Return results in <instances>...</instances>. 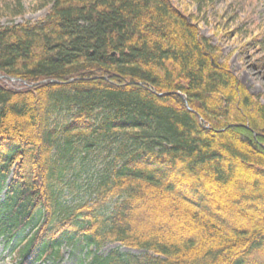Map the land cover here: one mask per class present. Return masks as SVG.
Masks as SVG:
<instances>
[{"label":"trees","instance_id":"16d2710c","mask_svg":"<svg viewBox=\"0 0 264 264\" xmlns=\"http://www.w3.org/2000/svg\"><path fill=\"white\" fill-rule=\"evenodd\" d=\"M192 2L49 0L42 21L0 27V239L15 264L65 245L79 264H264V100L202 34L209 1ZM102 147L98 199L67 205L77 158ZM111 242L145 252H102Z\"/></svg>","mask_w":264,"mask_h":264},{"label":"rangeland","instance_id":"374dc122","mask_svg":"<svg viewBox=\"0 0 264 264\" xmlns=\"http://www.w3.org/2000/svg\"><path fill=\"white\" fill-rule=\"evenodd\" d=\"M208 1L209 5L202 8L198 16L202 34L222 48L224 57H229L232 70L253 94L264 100L261 96L264 93V61L260 59L264 55V43L249 41L250 37L261 33L264 27V0ZM188 2L191 3V0ZM193 2V7L197 9L199 3ZM50 7L49 0H0V27L12 23L40 22L49 14ZM261 38L264 36L261 35L259 39ZM9 83L15 84L13 81ZM107 152L102 147L90 151L85 158H77L75 172H71L67 178L73 181L72 185L66 184L67 181L64 183L63 200L67 205L83 202L93 204L98 199L92 182L95 175L103 169ZM115 203L116 200L108 201L104 210L111 211ZM162 232L165 234L166 230ZM13 247L0 239V264H15L17 253ZM113 250L124 254L145 252L118 242L107 243L102 252ZM84 252L80 247L65 245L60 260H48L44 264H79L85 258Z\"/></svg>","mask_w":264,"mask_h":264},{"label":"water","instance_id":"95a60500","mask_svg":"<svg viewBox=\"0 0 264 264\" xmlns=\"http://www.w3.org/2000/svg\"><path fill=\"white\" fill-rule=\"evenodd\" d=\"M2 78H6L8 80H12V81H21L20 79L18 78H13V77H10V76H7V75H3L1 76ZM72 81V80H71ZM32 86V85H31Z\"/></svg>","mask_w":264,"mask_h":264}]
</instances>
